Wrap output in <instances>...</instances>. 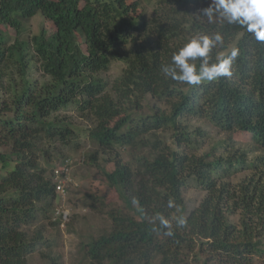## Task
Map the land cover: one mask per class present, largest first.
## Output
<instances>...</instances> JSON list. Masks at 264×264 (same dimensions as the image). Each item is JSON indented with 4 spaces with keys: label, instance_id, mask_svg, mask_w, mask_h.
<instances>
[{
    "label": "trees",
    "instance_id": "obj_1",
    "mask_svg": "<svg viewBox=\"0 0 264 264\" xmlns=\"http://www.w3.org/2000/svg\"><path fill=\"white\" fill-rule=\"evenodd\" d=\"M210 2L0 0V264L33 254L62 264L45 224L59 217L53 171L71 174L66 152L79 147L61 114L73 111L92 121L87 160L120 202L104 212L108 228L79 240L87 264H264V44L209 24L199 9ZM37 14L41 27L27 34ZM216 31L222 50H240L230 79L193 87L165 78L175 50ZM114 62L122 69L106 79ZM210 126L225 136L214 140ZM190 187L203 193L193 208ZM156 214L173 236L152 223Z\"/></svg>",
    "mask_w": 264,
    "mask_h": 264
},
{
    "label": "rangeland",
    "instance_id": "obj_2",
    "mask_svg": "<svg viewBox=\"0 0 264 264\" xmlns=\"http://www.w3.org/2000/svg\"><path fill=\"white\" fill-rule=\"evenodd\" d=\"M43 18L37 14L27 23L26 33L33 34L39 31ZM123 63L114 62L110 69L104 74L106 79L116 77L122 69ZM6 80L3 79L0 84V97L4 96L2 86ZM149 99L146 100V102ZM67 118L73 123L74 129L77 132L79 139V147L76 150L66 152L68 157L73 161L71 168L72 183L66 186V194L64 196H56L53 207L62 208L67 215V220L63 225L59 224L60 217L50 213V219L55 221L56 225H46L47 236L52 235L57 244L55 252L60 254L62 264H87L86 259L82 258L78 251L79 240L85 241L89 235L98 234L101 228H108V220L106 219L105 210L116 205V194L112 189H107L106 183L99 171L92 167L87 160V153L95 148V145L87 137V127L92 125V121L85 120L79 116L77 111L66 112ZM209 133L212 134L214 140L224 137V133L210 126ZM211 143V142H210ZM210 143H207L210 145ZM221 148L218 147L216 153H219ZM262 151L257 150L250 152L248 158L260 154ZM124 159H127V154L124 153ZM58 163V162H57ZM56 163V164H57ZM54 161H52V165ZM110 164H104L105 167H110ZM248 172H241L237 175L236 180L240 175L244 176ZM250 173V172H249ZM88 193H93L100 198L93 202L87 198ZM185 200L188 208H193L200 198L203 196L201 190L195 187L188 188L185 193ZM103 202V204H100ZM41 223V222H40ZM47 223V222H45ZM70 229V230H69ZM257 260V259H256ZM28 264H50L48 260L42 258L39 254H33L28 258Z\"/></svg>",
    "mask_w": 264,
    "mask_h": 264
},
{
    "label": "clouds",
    "instance_id": "obj_3",
    "mask_svg": "<svg viewBox=\"0 0 264 264\" xmlns=\"http://www.w3.org/2000/svg\"><path fill=\"white\" fill-rule=\"evenodd\" d=\"M199 12L207 17L209 24L219 20L228 26H236L257 43L264 44V0H211ZM222 49H225V37L220 31L198 33L172 53L170 63L162 67V72L166 79L193 87L218 82L221 78L230 79L240 50L236 46L230 50ZM167 207L175 208L178 212L180 210L172 198L168 200ZM172 219L177 228L187 224L183 215ZM156 221L165 230V236L174 235L173 224L169 219L156 214L152 223Z\"/></svg>",
    "mask_w": 264,
    "mask_h": 264
},
{
    "label": "built area",
    "instance_id": "obj_4",
    "mask_svg": "<svg viewBox=\"0 0 264 264\" xmlns=\"http://www.w3.org/2000/svg\"><path fill=\"white\" fill-rule=\"evenodd\" d=\"M66 171H68V167L66 165L57 167L53 171L56 196H64L66 194V186L72 183V178ZM55 213L60 217L61 225H63V223L67 220V215L63 212L62 208H58Z\"/></svg>",
    "mask_w": 264,
    "mask_h": 264
}]
</instances>
